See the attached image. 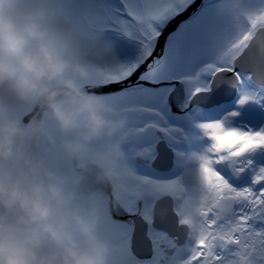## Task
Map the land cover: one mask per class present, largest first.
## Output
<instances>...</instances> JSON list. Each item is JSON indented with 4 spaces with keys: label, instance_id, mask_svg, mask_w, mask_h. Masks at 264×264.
<instances>
[{
    "label": "snow or ice",
    "instance_id": "1",
    "mask_svg": "<svg viewBox=\"0 0 264 264\" xmlns=\"http://www.w3.org/2000/svg\"><path fill=\"white\" fill-rule=\"evenodd\" d=\"M66 3L130 120L115 264H264V0Z\"/></svg>",
    "mask_w": 264,
    "mask_h": 264
},
{
    "label": "bare ground",
    "instance_id": "2",
    "mask_svg": "<svg viewBox=\"0 0 264 264\" xmlns=\"http://www.w3.org/2000/svg\"><path fill=\"white\" fill-rule=\"evenodd\" d=\"M16 5L26 11L37 12L42 15L40 23L49 29L51 38L56 43V45L60 49H62L64 58L69 61L70 66L65 72L63 79L60 81H54L49 85V87L54 92H56L55 102L58 103V101H62L63 99L68 98V96H78L79 99L83 98L81 99L82 102L88 101L89 98L84 97L90 93H93V91L91 90V85L95 80V65L89 59L85 58L82 55L85 46V38L81 34L79 27L77 26L75 21L69 15L68 4L66 3V0H16ZM77 66L82 67L85 70V74L82 75L80 72L76 71L75 69ZM65 82H68L71 87L66 86ZM86 85L88 87H86ZM42 101V99L21 100L10 93H6L0 90V128L5 126H14L16 129V133L14 135H8L5 132H0V147L5 144L10 148L8 150V153L0 154V170L3 172V174L7 175V177L11 178L12 175L8 173L13 170L14 165V171L16 172L15 175L18 174L16 178L11 180L10 185L17 184L14 186V188L21 190L23 193L25 192L30 198H33V196L32 194L28 193V190L32 191L38 187L40 188L36 193H42L43 189L41 187L47 188L45 189L46 191L51 190L48 193L53 194V198L55 197L53 199L55 203H53L55 205L59 204L61 205L60 208H63H57L58 211H65L70 214V216L66 220L71 218H74V220L78 219V217L76 216L80 212L77 211V209H79L76 206L79 205L78 202H75L74 204L76 205H73L71 204V202H66L65 200V197L69 196V194L71 193L77 192L78 194V192H80L83 194V192H85L87 194H90V196L92 197V195H102L101 192L103 191L107 196L111 197L114 192H121L123 198L121 200L122 204L126 200L128 195L132 194L135 191L134 182L138 169L136 164L130 160L129 154H126L128 146H125V142L130 140V135H128L127 137L129 139H127L125 142H122L119 150L114 151V153L112 152L113 149H108L106 151V154H108V156H106V158L101 161V163L104 164V168L100 169L96 163V158H102L103 154H99V151L96 150V147H94L93 144L89 142V140H96V135H90L87 127L89 112L86 111L84 105L80 107L77 106L79 108L75 107L72 109L75 112L73 114H77L76 111L82 114L76 116L78 126L74 128V135L77 139L73 138L74 141L72 142L80 143L82 145V147H80L81 149H76L73 152L71 150L69 151L70 154L72 153L75 156H69L62 153L55 161L53 159H49L50 166L46 165L42 169L38 170L41 161L45 160L46 156L45 154L40 156L37 150H34L33 148L38 146L40 142L45 143L46 141H48L49 137L45 140L38 139L36 142H30L31 139H33L30 136L36 137L38 136V134H46L45 132L48 125L44 121V117H42V115H40V113L36 111V105ZM92 101L95 105L92 110L97 117L103 120L104 115L109 114V121L113 125L111 140L109 141L110 143H115L113 133L116 132L115 135H117L121 131V133H123L124 130L130 128L129 116L127 114L118 112L114 103L102 96L96 95L95 99ZM62 108L64 109L65 107ZM30 112L36 115L24 126L22 130L19 131V125L23 123L21 122V119L24 116L25 118H27L30 115ZM84 112L87 113L85 114ZM55 127L58 129L59 127H61V125L58 124V126L55 125ZM79 127L83 131H81ZM57 129L55 130L58 131ZM60 132L61 133H55V138L57 141V144L55 146L56 148H60L70 141L68 135L64 134V132L62 131ZM85 137L88 138L85 139ZM30 143L32 144L29 145ZM7 147H5L4 149L0 148V152H4ZM15 155H19L20 157L14 162ZM113 156H115V158H113ZM58 160L61 164L58 163ZM9 161H13L14 164H11ZM20 164L21 167L19 166ZM16 166L18 167L15 169ZM121 170H124L126 175L128 174L126 178L123 176V178L127 180V182L120 184L117 188L113 187L111 180L108 178V176H106L105 173L108 172L109 174V172H115L121 177ZM54 174L63 175V177L64 175L68 176V180L65 179V181H69V183L72 184L73 188L60 185L56 181V179H53ZM42 176H44L48 180L47 184L44 180L43 182H41ZM90 176L95 177L94 181L90 179ZM32 181L33 184L38 183L39 186H32ZM62 181H64V178L62 179ZM1 182L2 179L0 178V189L6 191L7 185L4 183L3 185ZM85 183H91L93 185V188L91 187L86 189L84 187ZM101 187H103L104 189L102 190ZM9 188L11 187H8V189ZM107 196H105L104 198H106ZM194 200L195 199L193 198V194L190 193L188 199V209L191 211H193L195 208ZM81 202L94 205L99 202V200H81ZM1 203L2 202H0V204ZM4 205L6 206L4 208L10 209V214H21L20 217L25 218L29 222V224L33 225L30 229L39 230L35 228L39 221H37V219L33 217V213L30 209L27 212H31L32 214H22V212L19 211L18 207L14 209L8 203H4ZM118 206L119 204H115L113 202V209L111 208L112 212H116ZM83 208H86L85 204L81 206V209ZM1 209H3V207H1ZM5 215L0 214V221H2L4 224V226H2L3 224H0V226H2L0 227V235H8L21 241H35L37 243V247L35 249L37 253V259L34 264H40L41 259L51 260V264H60L61 259L66 254V249L71 247L72 245H75L78 250L89 254H93L97 248H101L103 250V264H115L116 252L114 249V239L111 234L109 225H107L105 222L107 221L105 219L107 218V215L105 213V218H103L102 216L91 217L89 216V213L81 218L79 222L80 226L78 227V230H80V232L77 231L78 233H76V236H78L77 241H75L76 243H72L70 237H68L67 234L58 235L60 239H54L51 235L52 229L50 231L47 230V228L50 229L47 225L43 227L41 225L38 233L33 232L32 234H29V236L26 235L25 237L22 236L20 238L17 234L19 231H17V229H14V227H12L10 223L4 221L6 220L4 218L6 217ZM62 215L57 213L51 214V216L48 215L43 217V220L52 218L53 220L58 221L55 226L60 225L67 227V231H65V233H69V231L73 230V227L65 225L66 222L61 221L62 219H57V217H60ZM25 219L18 218V221L25 222ZM42 223L45 222L42 221ZM106 238H108V241L102 240ZM85 239H87L88 242ZM77 242H82L83 245L79 246Z\"/></svg>",
    "mask_w": 264,
    "mask_h": 264
},
{
    "label": "clouds",
    "instance_id": "3",
    "mask_svg": "<svg viewBox=\"0 0 264 264\" xmlns=\"http://www.w3.org/2000/svg\"><path fill=\"white\" fill-rule=\"evenodd\" d=\"M41 18L40 13L18 7L16 0H0V90L21 100L42 99L51 108L62 129L72 130L78 126L76 116L58 106L56 93L49 87L52 82L63 79L70 66L69 61L51 38L49 29L40 23ZM75 70L85 74L82 67L77 66ZM65 83L71 87L68 82ZM85 108L89 112V133L96 135L104 121L94 114L90 102L86 101ZM0 132L14 135L16 129L5 126L0 128ZM4 195L0 189V202H18L21 208L30 209L34 214H47L39 199H31L18 189L7 192V201H3ZM51 235L54 239H60L55 232ZM36 247L35 241L0 235V264H34L37 259ZM40 264H51V260L41 259ZM60 264H103V250L97 248L93 254H89L72 245L66 249Z\"/></svg>",
    "mask_w": 264,
    "mask_h": 264
},
{
    "label": "rangeland",
    "instance_id": "4",
    "mask_svg": "<svg viewBox=\"0 0 264 264\" xmlns=\"http://www.w3.org/2000/svg\"><path fill=\"white\" fill-rule=\"evenodd\" d=\"M98 35H99V33H98ZM56 93V92H55ZM90 103H91V101H89ZM62 102H61V100L60 101H58V105H59V107L64 111V112H67L68 111V113H70L71 112V114H73V113H75L72 109H73V107L74 106H72V103L70 102V101H68V103L66 104V106H64V105H62L61 104ZM91 104H93V102L91 103ZM94 105V104H93ZM37 106V105H36ZM95 106V105H94ZM62 107H65L64 109L62 108ZM47 108H49L48 107V105H47ZM49 110H51V108H49L48 110L46 109V112H47V114H49V115H47L46 117H44V121L46 122V124L48 125L47 126V130H46V134H44V135H47V136H50L49 137V139L50 140H48V143H46V144H44L42 147H44L43 148V153L45 154V155H47V154H50V155H53L54 154V152H56V153H59V151L60 152H63L64 154H67V155H69V156H74V154H70L69 153V151L71 150L72 152L73 151H75L76 149H78V150H80L81 148L80 147H82V145L80 144V143H73L72 141H74L73 140V138L74 139H77L76 137H75V135H74V129H72V130H65V129H62V127H59L58 129L55 127V125H57L58 126V124L60 125V123H59V121L55 118V116L53 115V113H51ZM78 113V112H77ZM30 114H32L31 112H30ZM29 115V114H28ZM105 116H106V118L109 116V114H105ZM21 122H22V119H21ZM44 129V128H43ZM55 129H57L58 131H56ZM79 129H80V127H79ZM130 129V128H129ZM129 129H127V130H124V132L123 133H119V134H117V135H115V133L116 132H114L113 133V135H114V138H115V140H114V142L115 143H117L118 145H120L121 146V144H122V142H125L127 139H129V138H127L128 137V135L127 134H129ZM81 131H83L82 129H80ZM60 131H62V132H64V134H66V135H68V138H70L69 140V143H67L66 145H63L62 147H60L62 150H59L58 148H56L55 146H54V143L55 142H57L56 141V138H55V133H61ZM104 131H105V129H100L99 130V132L96 134V137H95V139L96 140H89V142H91L92 144H93V146L94 147H96V150H99L101 147H98V145L100 144L99 143V141H98V139H104L105 138V136H107L108 134H110V135H112V130L111 131H106L105 132V135H104ZM43 132H44V130H43ZM73 133V134H72ZM110 137V136H109ZM11 140V139H10ZM9 140V141H10ZM31 142V141H30ZM128 142L129 141H127V142H125V146H128ZM115 143H110L109 144V146L111 147L112 146V144H115ZM7 144V143H6ZM32 143H30L29 145H31ZM79 144V145H78ZM7 147V145H5V144H3L0 148H2V149H4L5 147ZM74 149V150H73ZM126 154L128 155L129 154V151L127 150V152H126ZM19 157L18 156H16L15 155V160H14V162L18 159ZM11 159V158H10ZM11 164H14V162L13 161H9ZM132 163V162H131ZM104 165V164H103ZM20 167H21V164L19 165ZM50 166V165H49ZM18 166H16L15 167V169L17 168ZM81 168V167H80ZM123 171V172H122ZM123 175H124V177L126 178L127 177V175H126V173H125V171L124 170H121L120 171ZM15 171H14V165H13V170L12 171H10L8 174H10V175H12L11 176V178L10 177H7V175H5V174H3V172L0 170V178L2 179V181L3 182H7V183H9V182H11V180H13L14 178H16V176H18V174L17 175H15ZM29 174V173H28ZM106 174V173H105ZM113 174V176H112V178L113 179H115V180H119L120 179V175L119 174H116V173H113V172H111V174H106V176H108V178H110L111 177V175ZM9 175V176H10ZM53 176H57L56 174H54ZM128 178H129V176H128ZM31 179V178H30ZM62 179L63 178H60L59 176L57 177V181L59 182V184L61 185L62 184ZM43 180L46 182V184H47V179L44 177V176H42V179H41V182H43ZM123 180H124V183L125 182H127V180H125L124 178H123ZM135 183V182H134ZM40 184V183H39ZM128 184V183H127ZM15 185H17V184H15ZM36 185H38V183H35V184H33V181H32V186H35L36 187ZM63 185L64 186H66V187H68V183L65 181V179H64V181H63ZM19 186V185H18ZM39 186V185H38ZM126 186V185H125ZM9 187H11V188H6V191H5V193L7 194V192H9V191H11V189H12V187H14V186H9ZM40 187H38V188H36V189H34V190H38ZM42 188H45V187H42ZM8 190V191H7ZM51 190H49V191H46V190H44L43 192H42V195H40L39 193L37 194L36 193V191L35 192H33V196L34 195H36V197H39V196H41V198L43 199V200H45L44 199V195H45V193H48V192H50ZM4 195V196H7V195ZM6 199V201H7V197L5 198ZM110 199H112V200H114L117 204H119V205H121V200L123 199L122 198V193L121 192H117V193H115V194H113L111 197L109 196V197H107V198H104L103 199V201L101 202V204H100V206H98L97 207V209H96V207L94 206V205H89V207H88V210L87 211H90L91 210V208H95V216H102L103 218H105V215H104V213L106 214V212H108V210H109V201H110ZM194 206H196V200H194ZM11 206H13V207H17V204H10ZM44 206H45V208H46V210H47V212H48V214H49V216H51V214H52V212H51V208H50V202H47L46 200L44 201ZM99 208H100V210H99ZM195 209V208H194ZM192 213H193V215H195V212H194V210L192 211ZM87 213L85 212V215H86ZM94 216V215H93ZM107 220V219H106ZM106 222V224L108 225V223H107V221H105ZM41 225H42V227L43 226H45V225H47L49 228H51L52 229V231L54 230L53 229V227L52 226H50L49 224H47V223H42V222H40L38 225H36V229H39L40 230V228H41ZM11 226L12 227H14V229H16V226L15 225H12L11 224ZM1 227V226H0ZM50 229V230H51ZM20 230V229H19ZM47 230H48V228H47ZM18 231V230H17ZM33 231H35L34 229H29L27 232H33ZM39 232V231H38ZM18 235H20V236H24V235H22L23 233H21V232H18L17 233ZM24 234H26V233H24ZM87 242H88V240L87 239H85ZM102 240H107L108 241V238H106V239H102ZM75 241H77V239H74V240H72V243H76ZM106 241V242H107ZM77 244H79V246H82L83 245V243L82 242H77ZM68 246V245H67Z\"/></svg>",
    "mask_w": 264,
    "mask_h": 264
},
{
    "label": "water",
    "instance_id": "5",
    "mask_svg": "<svg viewBox=\"0 0 264 264\" xmlns=\"http://www.w3.org/2000/svg\"><path fill=\"white\" fill-rule=\"evenodd\" d=\"M163 43V39H161V44ZM57 96H59V95H57ZM47 103L46 102H44V101H42V102H40V103H38L37 104V108H36V111H38L39 113H40V115H41V112L43 111V110H45L46 109V107H47ZM36 115V114H35ZM34 114H30L27 118H25V120L23 121V123H21L20 125H19V127H18V130L20 131V130H22L23 128H24V126L29 122V121H31L33 118H34V116H35ZM39 118V117H38ZM18 131V132H19ZM12 141H13V139H12ZM10 148L9 147H7L5 150H4V152L3 153H8V150H9ZM96 175H99V174H96ZM94 178L95 177H92V176H90V179L92 180V181H94ZM83 182H84V180H83ZM86 189L87 188H93V185L91 184V183H85V186H84ZM102 188V190L104 189L103 187H101ZM102 193V195H98V196H93L92 195V197L90 196V194H87V193H85V192H83V194L82 193H80V192H78V194L77 193H71V194H69V196H67V198H66V202H72V201H74V200H77L78 198L80 199V200H88V201H96V200H102L105 196H107L103 191L101 192ZM91 194H92V192H91ZM3 201H5V198L3 197ZM4 203L5 202H2L1 204H0V206L1 207H3V209H1V207H0V214H2L3 213V211L6 209V208H4V207H6L5 205H4ZM55 203V202H54ZM88 204V203H87ZM61 207V205H59V204H54V206H53V208H54V211H55V213H57V214H63L62 216H60V217H57V219H62L61 221H64L65 220V218L66 217H68L70 214H68L67 212H65V211H63V212H61V211H58V209L57 208H60ZM87 207V206H86ZM111 208L113 209V207H112V205H111ZM14 209H16V208H14ZM60 209H63V208H60ZM69 209V208H68ZM85 211V208H83V209H80V214H82L83 212ZM112 211V210H111ZM10 212L11 211H8L7 213H6V215H8V218L6 217V220H4V221H7L8 223H10V224H12V225H16V226H20V227H22V228H27V229H29V228H32V226L33 225H31V224H29V222L25 219V218H23V217H20L21 216V214H14V215H12V214H10ZM112 213H115V212H112ZM33 217L35 218V219H37V221H39L40 219H42V216H40L39 214H37V215H33ZM32 217V218H33ZM17 218V219H16ZM18 218H21V219H25V222H20V221H18ZM2 221H0V224H3V222L1 223ZM57 222L58 221H56V220H54L53 221V224L55 225V224H57ZM57 226H60V225H57Z\"/></svg>",
    "mask_w": 264,
    "mask_h": 264
}]
</instances>
